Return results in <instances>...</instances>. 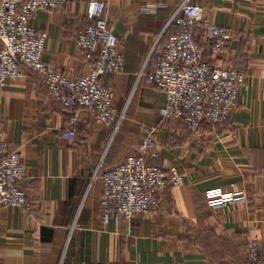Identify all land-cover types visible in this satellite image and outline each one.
<instances>
[{
    "label": "crops",
    "instance_id": "1",
    "mask_svg": "<svg viewBox=\"0 0 264 264\" xmlns=\"http://www.w3.org/2000/svg\"><path fill=\"white\" fill-rule=\"evenodd\" d=\"M97 1L106 3L126 59L124 73L104 77L124 118L113 133L86 109H65L48 94L44 76L26 65L24 77L0 89V143L20 153L19 187L32 205L0 207V264H246L252 241L264 252V0H192L211 23L233 31L223 52L208 49L206 59L247 73L229 120L205 122L196 133L181 121L161 120L165 93L146 76L137 82L175 32L170 21L181 0H162L154 14L141 12L153 0H69L40 9L31 24L48 34L43 60L71 78L91 72L93 61L76 37L91 23L88 4ZM196 40L203 43L202 30ZM74 116L73 141L64 133ZM150 132L158 140L151 162L177 167L185 182L162 193L156 213L105 226L102 173Z\"/></svg>",
    "mask_w": 264,
    "mask_h": 264
},
{
    "label": "built area",
    "instance_id": "2",
    "mask_svg": "<svg viewBox=\"0 0 264 264\" xmlns=\"http://www.w3.org/2000/svg\"><path fill=\"white\" fill-rule=\"evenodd\" d=\"M68 2L0 0V89L9 80L24 77L22 67L26 65L44 76L48 94L65 109L84 108L98 124L116 133L124 114L117 109L115 90L105 84L104 77L124 73L126 59L117 34L105 18L106 3L88 4L87 17L91 23L76 37L84 57L93 61L89 74L71 78L43 60L48 34L33 27L31 21L38 10H57ZM163 5L162 0H153L141 6V12L154 14ZM170 24L176 27L175 32L168 37L152 71L145 73V65L137 82L146 76L150 84L165 93V104L159 110L161 120L181 121L193 133L205 122L223 125L238 106L247 73L240 67L211 63L206 59V51L222 53L233 31L211 23L204 9L192 0L179 2ZM199 30L204 34L203 43L196 40ZM77 123L76 116L70 119L71 127L64 133L65 138L77 139ZM157 147V137L150 132L122 163L103 171L101 202L105 226L114 223L119 228L138 214L156 213L162 193L184 184V175L177 167L166 169L151 162ZM24 177L20 153L0 143V207L31 210L27 193L19 187ZM231 188L237 191L236 184ZM246 264H264L259 242L249 243Z\"/></svg>",
    "mask_w": 264,
    "mask_h": 264
}]
</instances>
